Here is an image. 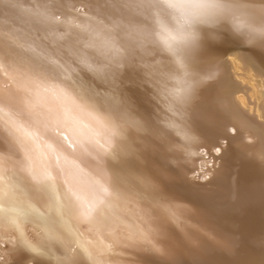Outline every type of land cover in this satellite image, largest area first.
I'll use <instances>...</instances> for the list:
<instances>
[{
  "label": "bare ground",
  "instance_id": "1",
  "mask_svg": "<svg viewBox=\"0 0 264 264\" xmlns=\"http://www.w3.org/2000/svg\"><path fill=\"white\" fill-rule=\"evenodd\" d=\"M122 2L143 5L134 13L136 32L125 20L106 13L102 6L112 0H0V40L22 56L35 58L25 50L36 46L38 5H47L41 26L49 31L42 34L54 59L70 62L66 52L54 51L69 35L83 28L112 29L118 47L125 41L140 44L157 78L168 88L176 87L185 77L186 53L169 38L182 31L188 18L207 12L190 5L213 0ZM237 2L259 4L260 0ZM247 19L254 27L264 23L256 14ZM197 37L203 46L196 82L186 101L176 105L182 118L173 119L179 127L202 131L204 137L184 158L162 154L154 164L157 179L172 197L174 215L152 211L149 223L157 230L146 237L124 225L98 235L86 223L58 216L48 207V194L37 198L17 191L11 197L19 209V228L0 224V264H60L62 241L71 229L80 232L93 254L103 248L101 259L106 264H264V42L246 30L236 31L230 23L203 25ZM126 84L141 112L172 117L139 81L129 79ZM0 92L8 94V102H0V166L26 175L22 169L30 162L33 171H52L60 185L72 188L85 204H94L102 195L101 181L110 179L107 158L99 151L108 131L86 110L72 109L64 116L65 102L51 94H42L44 99L37 105L33 97L38 89L15 66L7 72L0 69ZM49 110L62 119L41 115ZM169 135L179 142L175 130ZM21 231L33 244L42 242L45 254L28 249ZM72 246L80 264H94L75 240Z\"/></svg>",
  "mask_w": 264,
  "mask_h": 264
},
{
  "label": "snow or ice",
  "instance_id": "2",
  "mask_svg": "<svg viewBox=\"0 0 264 264\" xmlns=\"http://www.w3.org/2000/svg\"><path fill=\"white\" fill-rule=\"evenodd\" d=\"M102 7L107 14L132 25L133 32H136L134 13L143 5L112 0V3ZM189 7L206 9L207 12L203 16L188 18L182 31L169 38L186 53L185 77L177 81L174 88H168L157 78L154 69L145 61L144 49L140 44L125 41L118 47L117 34L112 29L83 28L69 35L54 51L56 54L66 52L70 62L61 63L54 59L48 52L47 36L42 34L49 31L41 26L47 19V5H38L37 15L41 19L33 32L36 46L25 50L34 53L35 58L22 56L7 41L0 40V69L7 72L8 67L15 66L26 82L35 85L38 92L33 99L37 105L44 99L42 94H51L65 102L64 116L72 109L86 110L108 131L106 143L99 145V151L107 158L110 172V179L101 181L102 195L94 204H85L72 188L60 185L52 171L35 172L29 162L22 169L26 175H20L9 173L0 166V224L10 223L19 228V209L11 197L17 191H28L37 198L48 194V207L54 209L58 216L68 221L86 223L98 235L104 232L111 234L124 225L139 236L146 237L157 230L149 223L152 211L174 215L172 197L157 179L154 164L162 154H179L174 158H184L191 147L204 137L202 131L179 127L173 119L177 116L182 118V112L176 105L186 101L196 82L194 73L203 46L197 37L198 30L203 25L222 26L230 23L236 31L246 30L264 42V23L254 27L247 19L249 15L256 14L264 20V0H260L259 4L213 0L212 3ZM129 79L139 81L149 89L152 98L162 103L163 111L171 113L172 117H161L159 112H141L137 102L129 95L126 84ZM25 91L30 97L33 96L30 89L26 88ZM0 102H8L7 93L0 92ZM41 115L62 119L60 113L51 110ZM172 130L180 136L179 142L169 135ZM219 150L213 149L217 153ZM28 207L37 211L31 204ZM38 215L47 219L44 213L38 212ZM159 235L163 238L162 229ZM23 236L21 231L22 243L28 249L38 255L45 254L42 242L37 246ZM73 240L78 247L85 249L94 264H106L101 259L105 254L104 249H97L95 254L88 251L76 229L69 230V238L62 241L64 254L60 257V264H80L76 248L72 246ZM51 251V247H48V252Z\"/></svg>",
  "mask_w": 264,
  "mask_h": 264
},
{
  "label": "rangeland",
  "instance_id": "3",
  "mask_svg": "<svg viewBox=\"0 0 264 264\" xmlns=\"http://www.w3.org/2000/svg\"><path fill=\"white\" fill-rule=\"evenodd\" d=\"M239 51H241V50H239Z\"/></svg>",
  "mask_w": 264,
  "mask_h": 264
}]
</instances>
